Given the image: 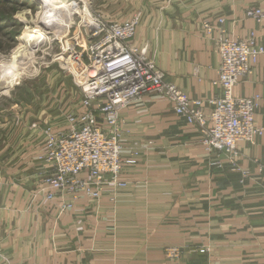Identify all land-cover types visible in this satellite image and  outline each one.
Wrapping results in <instances>:
<instances>
[{
	"label": "crops",
	"instance_id": "crops-1",
	"mask_svg": "<svg viewBox=\"0 0 264 264\" xmlns=\"http://www.w3.org/2000/svg\"><path fill=\"white\" fill-rule=\"evenodd\" d=\"M256 8L263 13L248 14ZM142 9L132 43L154 57L170 82L201 99L206 113V100L218 93L212 82L220 58L214 44L218 32L207 35L201 21L217 24L223 18L230 34L246 38L254 31L264 46V0H178ZM233 94L259 95L254 116L263 125L264 55ZM59 99L49 121L35 118L27 125L20 119L8 140L7 156L17 165L0 173V245L11 263L264 264V131L254 144L237 143L239 165L248 170L241 181L239 171L212 164L216 152L205 151L197 127L177 115L170 101L143 95L120 112L121 156L129 159L133 149L139 154L125 166L127 184L117 189L115 201L110 200L113 189L106 187L98 204L81 198L59 214L54 203L33 199L40 174L49 169L37 158L45 144L41 128L45 122L54 131L68 127L54 124L73 106L63 107ZM183 243L209 249L179 261L165 259L164 247Z\"/></svg>",
	"mask_w": 264,
	"mask_h": 264
},
{
	"label": "built area",
	"instance_id": "built-area-1",
	"mask_svg": "<svg viewBox=\"0 0 264 264\" xmlns=\"http://www.w3.org/2000/svg\"><path fill=\"white\" fill-rule=\"evenodd\" d=\"M262 13L257 8L248 10L253 16ZM142 16L139 9L119 21L90 17L83 21L85 44L74 41L73 47L81 50L71 51L70 58L79 67L76 82L83 110L65 114L66 130L54 131L51 125L41 128L45 144L37 158L49 169L40 174L41 186L33 193L34 200L54 203L59 214L71 211L81 198L98 204L106 187L113 189L110 200L115 201L117 189L127 184L125 166L136 162L139 154L133 149L129 159L121 156L124 129L120 112L146 94L161 95L172 103L177 115L197 127L205 151L216 152L214 166L227 165L242 177L248 175L239 165L242 154L237 143L254 144L263 133L264 124L259 125L254 116L260 97L235 96L233 88L240 78L252 73L258 56L264 55L255 32L237 38L223 26V18L217 24L201 21L207 35L218 32L214 41L220 58L218 76L212 82L218 93L206 100L210 107L206 113L201 99L190 98L170 82L154 57L132 43ZM142 147L146 150L148 144ZM183 253L180 246L164 251L168 260L179 259Z\"/></svg>",
	"mask_w": 264,
	"mask_h": 264
},
{
	"label": "rangeland",
	"instance_id": "rangeland-1",
	"mask_svg": "<svg viewBox=\"0 0 264 264\" xmlns=\"http://www.w3.org/2000/svg\"><path fill=\"white\" fill-rule=\"evenodd\" d=\"M75 1L79 5L78 9L67 16L68 12L61 16H44V1L42 0L18 2L1 0L0 2V63L10 65L9 70L12 68L17 72L21 69L17 64H27L29 67L17 76L7 91H4L7 88L0 91V173L10 172L17 165L7 156L11 153L8 140L13 134V126L17 121L22 119L27 125H30L33 120L49 121V118L46 117L49 112L53 111L59 98L63 107L70 102L73 104L72 108L68 107L70 108L68 112H77L82 98L80 87L76 82L80 75H78L79 67H76L70 58V52L81 50L77 46L73 47L75 40L85 44L83 21L87 19L86 17L89 15L90 17L100 16L109 21H119L130 17L139 9L143 11L142 8L148 3L159 7L178 0ZM68 21L69 25L66 27ZM51 23H54L56 27L48 28ZM25 30H37L46 34V38L36 46L31 55L15 52L19 45V36ZM35 118L38 119L35 120ZM62 120L61 122L57 120L54 124L57 122L66 123L65 116ZM45 124L52 126L49 122H45ZM244 178L246 177L241 175L240 180L243 181ZM39 184L41 186V183ZM3 227L1 226V228ZM16 228L15 231H18L19 228ZM2 236L0 235V237ZM170 246H180L184 250L179 259L171 261H179L184 255L204 252L209 249L207 245L203 244L183 243L166 246L163 252ZM1 250L0 245V264H13L1 253ZM165 259L167 258L165 257Z\"/></svg>",
	"mask_w": 264,
	"mask_h": 264
},
{
	"label": "bare ground",
	"instance_id": "bare-ground-1",
	"mask_svg": "<svg viewBox=\"0 0 264 264\" xmlns=\"http://www.w3.org/2000/svg\"><path fill=\"white\" fill-rule=\"evenodd\" d=\"M41 1V0H40ZM44 1V16H61V14L68 12L67 15H71L73 11H76L78 9V4L75 0H42ZM87 13L88 10H87ZM65 16V15H64ZM63 17V16H62ZM90 20V15L86 17ZM69 21L66 23V27ZM48 28H55V24L51 23ZM46 38L45 32L41 31H34V30H25L20 36H19V45L16 48L15 52L24 55H31L33 50L36 48L37 45L43 42V40ZM12 66L20 67L21 69L17 72L14 71L15 69H10L7 64L0 63V91L4 90L7 91L9 87L11 86L12 82L17 78V76L20 73L25 72L29 67L27 64H11ZM17 72V73H16ZM79 75V73H78Z\"/></svg>",
	"mask_w": 264,
	"mask_h": 264
},
{
	"label": "trees",
	"instance_id": "trees-1",
	"mask_svg": "<svg viewBox=\"0 0 264 264\" xmlns=\"http://www.w3.org/2000/svg\"><path fill=\"white\" fill-rule=\"evenodd\" d=\"M15 1H17V2H18V1H26V0H15ZM0 2H1V0H0Z\"/></svg>",
	"mask_w": 264,
	"mask_h": 264
}]
</instances>
